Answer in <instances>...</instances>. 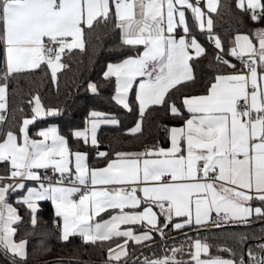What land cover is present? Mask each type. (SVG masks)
I'll use <instances>...</instances> for the list:
<instances>
[{
    "label": "snow or ice",
    "instance_id": "snow-or-ice-1",
    "mask_svg": "<svg viewBox=\"0 0 264 264\" xmlns=\"http://www.w3.org/2000/svg\"><path fill=\"white\" fill-rule=\"evenodd\" d=\"M225 8L239 13L227 40ZM76 57L63 101L17 99L14 82L40 73L59 95ZM202 59L203 90L185 91ZM102 101L137 117L136 139L150 111L178 123L140 150H101L102 126H121ZM77 108L83 126L65 135L53 121ZM0 166V264H32L52 230L102 264H264V225L251 232L264 221V0H0Z\"/></svg>",
    "mask_w": 264,
    "mask_h": 264
},
{
    "label": "trees",
    "instance_id": "trees-1",
    "mask_svg": "<svg viewBox=\"0 0 264 264\" xmlns=\"http://www.w3.org/2000/svg\"><path fill=\"white\" fill-rule=\"evenodd\" d=\"M234 0H222L224 4H231ZM239 18V13L235 9L231 13L228 12L227 8L221 11L219 17L216 18V28L215 30L222 36L224 40L228 39V36L232 34V29L237 26V20ZM110 34L105 37V49L100 51V59L96 68L92 71L91 75L93 78H98L96 73L99 72L100 66L104 63L105 58L109 55L106 50L107 45L111 43ZM202 42L206 44L209 51L212 49V45L207 44L204 41L203 37L201 38ZM79 57H76L69 61L70 67L66 70L60 78V94L57 95L56 88L53 86L49 77L44 73H40L38 76H26L22 77L19 80L17 85L15 82L14 87H17L20 97L23 99L28 98L30 92L39 91L42 97L45 100V103L56 104L58 101L64 100L65 91L69 90L72 86L73 79L78 77L80 72H83V66L78 65L77 61ZM85 63L87 62V57L84 58ZM79 69V72H78ZM211 69L208 67V60H200L194 68V72L197 76V84L185 89L189 92H200L204 88V80L209 75ZM75 91L74 88H72ZM27 108V105H24ZM98 110H112L115 111L118 118L121 120L120 127H111V126H102L99 130L101 138V150L111 149V150H125V151H137L140 150V146L143 144H151L156 142L157 139L163 140L164 132L160 125L163 123L173 124L178 123L177 121L172 120L169 116L164 115L159 111L146 113L143 128L144 135L139 139L133 138L125 132V129L133 126L135 119L137 118L131 114H125L120 111H117L113 107V104L108 103L107 101H102L97 105ZM86 113L79 108L74 109L71 114L66 115L64 118L55 120L53 122L57 123L65 135H69L71 128L73 126H83V121L85 119ZM70 143L73 147H76V142L74 139L70 138ZM93 163L96 166H103L101 158L93 157ZM2 167V166H0ZM41 224L47 223L50 227L51 224V210L50 208H44L41 213ZM264 225V221H254L253 226H251V232L259 234L261 231V226ZM215 231V230H214ZM180 235L179 232L173 231L169 234V239H172L175 236ZM217 235H222L221 233H216ZM177 243L180 242V239H175ZM171 241V240H170ZM255 241L250 240L248 243H254ZM231 243V242H229ZM48 247L51 248L49 252H37L33 259L32 264H54L56 260H63L64 264H102L103 256L101 255V249L95 247H88L85 249V246L81 244L77 238L72 245H63L59 242L55 235L54 230L52 234L47 237Z\"/></svg>",
    "mask_w": 264,
    "mask_h": 264
},
{
    "label": "water",
    "instance_id": "water-1",
    "mask_svg": "<svg viewBox=\"0 0 264 264\" xmlns=\"http://www.w3.org/2000/svg\"><path fill=\"white\" fill-rule=\"evenodd\" d=\"M252 226H253V224H252ZM173 238H175V239H180L181 237H180V235L178 234V236H175V237H173ZM172 238V239H173ZM172 239H169V240H172Z\"/></svg>",
    "mask_w": 264,
    "mask_h": 264
}]
</instances>
